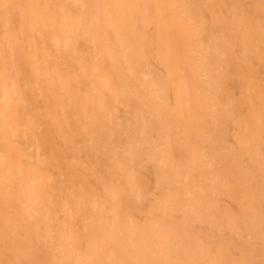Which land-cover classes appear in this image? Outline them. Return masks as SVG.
Segmentation results:
<instances>
[{
    "label": "rangeland",
    "instance_id": "1",
    "mask_svg": "<svg viewBox=\"0 0 264 264\" xmlns=\"http://www.w3.org/2000/svg\"><path fill=\"white\" fill-rule=\"evenodd\" d=\"M121 1L69 0L62 15L60 0H0V264H82V246L89 249L94 236L92 220L97 216L103 231L116 224L109 214L111 199L117 189L136 181L129 177L131 170L147 180V195L140 207L132 202L126 206L130 210H124L126 220L116 238L125 236L124 242L133 246L143 245L146 238L150 261L160 257L155 240L165 238L166 248H179L185 264H248L250 243L264 236L259 202L264 147L260 140L256 148L249 147L258 149L262 159L255 152L244 155L248 133L223 129L224 113L242 102L237 87L230 85L227 92L222 84V79L233 80L223 63L234 62L241 49L230 55L222 38L217 46L224 56L221 52L216 64L208 61L202 73L195 60L188 61L190 79L178 78L174 70L164 73L159 66L163 61L213 57L191 36L195 30L202 42L211 37V30L201 25L207 23L202 11L209 0H147L151 26L141 35L146 56L141 42L129 34L126 16H114ZM257 9V4L241 8L248 17ZM175 20L190 31L170 30ZM58 24L61 29L50 27ZM176 33L182 41L168 43ZM253 46L247 45L245 52L251 55ZM221 91L227 92L228 106L217 99ZM81 103L91 106L87 116L92 123L83 122ZM157 109L176 116L171 119L173 136L153 115ZM244 115L242 111L237 118ZM253 115L249 122L257 127L260 116ZM141 120L153 129L143 138L144 153L137 152L143 151L142 137L112 132L113 123L118 131L122 126L132 130ZM127 148L133 152L122 163L114 158L111 150ZM146 153L147 172H142L138 164ZM246 157L261 171L259 185L252 183ZM68 166L73 178H67L66 193L75 195L72 204L79 207L87 199L91 205L89 210L71 206L67 215L75 219L70 225L60 219L66 196L56 186L47 188L49 179L57 180L53 168ZM91 212L94 216L87 215ZM133 222L139 230H130ZM109 235L98 232L99 241ZM27 242L46 251L28 257L23 248ZM107 248L100 253L102 264H125L116 240ZM222 250V257L214 259ZM256 263L264 264V252Z\"/></svg>",
    "mask_w": 264,
    "mask_h": 264
},
{
    "label": "bare ground",
    "instance_id": "2",
    "mask_svg": "<svg viewBox=\"0 0 264 264\" xmlns=\"http://www.w3.org/2000/svg\"><path fill=\"white\" fill-rule=\"evenodd\" d=\"M66 3H69V0H60L59 11L62 15L65 14L64 6ZM256 4L258 5V9L256 10L257 12L250 10L249 11L250 17L245 15L244 11L241 10V8H247L248 6L253 7ZM116 6H115L116 8H114L115 11L114 16L115 15L116 17L126 16L128 28H129V34L132 36V39L141 42L142 45L139 48H141L142 53L146 56L147 43L141 37V35L148 34L149 32L147 31V28L150 29L151 26V23L149 22L147 16V0H123L120 2V4L117 2ZM202 13L206 14L207 23L201 25L206 29H210L212 35L211 37H209V39L203 42L196 37V36L201 37V34H199L198 31L196 33L195 30L191 31V36L195 40H197L198 43H203L201 44L202 49H206L207 51H209V53L213 55V57H202L201 55H195V57L182 56L181 59H179V57L177 58L176 64H168L163 61V63H160L159 66L161 67V70L164 73H167L168 69L170 71L174 70L178 78L187 76L190 79V68L188 66V61L195 60L196 70L200 73H202L203 70L206 68L208 61H211L216 64L217 59L221 56V52H222L219 51V48L217 46V44H219L218 42H221L220 39L222 38L226 39L224 42L228 44V48L226 50L230 55H232L233 51L241 49L240 51L242 52V54L234 55L235 57L234 62L232 61L233 58H231L228 62L226 61L223 63V65L226 64L225 67L228 71L233 72V80H230L228 82L227 80L222 79V84L225 85L227 92L230 88L229 87L230 85H232L233 87H237L241 96L240 101H242L241 105L235 104L233 105L232 110H228L226 111V113H224L225 122L223 125V129L227 130L230 128L231 130L235 129L236 131L238 130L246 131L249 135L250 142L248 143V148L244 155H248L250 153L255 152V154L258 156L257 160L262 159L263 154L260 151H257L258 149H254V148L257 147L258 140H260L262 146L264 147V0H234V1L209 0V6L204 8ZM77 18L80 19V17ZM79 22L81 21H77L76 24L77 23L79 24ZM176 23L177 20H175L174 22L171 21L169 27L170 30H175V28L181 27V30L190 31L189 29L184 28L185 26H179V24ZM123 25H124V29H127V25L126 24ZM50 27L53 29H61L60 24L56 26L53 25ZM151 36H154L155 39L158 38L156 37L158 36V34L156 33H151ZM172 38L175 39L169 41L168 43L179 44L182 41V36L180 33H176V36ZM156 42H160V41H156ZM253 43L254 46L250 50L251 52L250 55L248 54V52H245V49H247L246 48L247 45ZM116 58L119 62L123 63V60H121L119 56H116ZM203 61L205 62L203 63ZM230 63L235 65V68L233 70H229L227 68L231 66ZM214 67L216 69H219L217 65H215ZM54 71L55 70H51V72ZM61 71L66 75H69L70 77L71 74L70 73L68 74L66 69L63 68L61 69ZM72 76L74 75H71V77ZM251 81H254V83ZM17 90L20 91V87L19 85L16 84V91ZM251 91H253L255 95H251L250 93ZM227 92L221 91L217 95V99L222 101L223 104L226 106L229 105L228 103L229 99L226 96ZM253 96H254V100L252 99ZM3 103H5V101H3ZM69 105L74 106L73 103ZM83 106L85 107V110L82 111L83 122L92 123L93 120L89 116H87V113H91V112H87V109H90L91 106L90 105H83ZM139 109H141V107H139ZM73 110H75V108H73ZM157 111L158 113H155L153 115L157 117L159 121H161L163 125V130L173 136L175 132L171 130L173 128L171 119H173L176 116L174 114H168L160 109H157ZM242 111H244V114H246L244 115L245 119L242 117L237 118L242 114ZM253 114H257L258 116H260L258 120V123L260 125H258L257 127H254L255 124H250L249 122V117L255 116ZM102 116L103 115H100L98 118L100 119ZM237 121L239 122L237 123ZM138 123L139 124L133 127L132 130L131 129L129 130V128L126 126H122L121 131H118L117 129L118 127H116L113 123L112 132L113 135L120 133V135H123L125 137L126 136H135L138 138L142 137L141 139L143 142L140 144V146L143 151L139 150L137 152L144 153V150L145 152H147V140L144 141V139H147V134H151V133L153 134V129L147 127V120H141ZM143 128L144 130L142 131ZM251 144L254 147L252 149L249 148ZM111 151L114 152L113 153V155H115L114 158L116 159L118 158V160H120V162L122 163L125 160V156L129 154L128 151L131 150L127 148L121 150L120 152L117 151L116 149ZM140 161L141 162L138 164V166L142 167L140 171L147 172V153L143 155V159H141ZM245 167L246 169L252 171L254 174V181L252 183L259 185L261 183V177H262L260 173L261 172L260 169L256 167L255 164L252 163V161H250L247 157H246ZM53 170L57 172V180L55 181V179H49L48 181L50 184L47 185V188H53L54 186H56L58 191L63 192V194L66 196L67 202L65 201L66 204L63 206L65 208V212H62L60 219L66 225H70L75 219V217L67 215L69 214L71 206H75L77 210L80 208H84V210H89L91 208V205L87 199L82 200L83 199L82 198L81 199L82 201L80 202L81 203L80 206L77 207L75 204H72L73 200L75 199V195L73 193L72 195L70 193L68 194L66 193L67 178H69V180H72L73 178L71 172V166L63 167V168L55 167L53 168ZM132 171L133 170L129 172V177L135 178L136 181L133 182L131 185H127V186L124 185L122 187L123 189H117L116 195L111 199V201H113L114 208L112 210L110 209L109 214L113 218H115L116 224L112 223V225L108 227V230L103 231L101 224L98 220V217L96 216L95 219L92 220V230L94 232V236L91 239L92 242L89 243V249H87L85 245L82 246L84 251H86V253H82V259H81L82 264H102L101 255H103V253L105 254V251L108 250L107 248L108 245L111 244L114 240H116L119 245L120 248L119 256L125 259V264H185V262L181 260V256H180L181 251H179V248H174V247H170L169 249L166 248L167 241L165 238L155 240L154 242V243H158L160 250L159 260L157 259L154 261H150L148 259L150 255H149V250L147 248L148 245L146 238L143 237V245L141 246L128 245L127 242H124L125 236L116 238L122 234L119 231L118 226L119 227L122 226V222L126 220L124 210H128V211L130 210L126 206L132 202L133 205L132 207H135L137 205L140 207L141 203L145 202L146 199L145 196L147 195V180L142 179L138 173L135 174V171L134 172ZM117 181L122 182L124 184V180L122 178H119L118 173H117ZM72 182L77 184L76 180ZM260 197L261 199L259 200V202L262 203V206L264 208V192L261 193ZM55 202H56L55 203L56 206L62 207L61 205H59L57 200ZM0 203L2 204V200L0 201ZM87 215L94 216V213L91 212V214H87ZM0 220L2 221L3 219L0 218ZM131 224L132 225H130V230L131 229L139 230V227L136 222H133ZM98 232L99 234L110 232L111 235L106 237L105 240L99 241ZM78 241L79 238L74 237V242H78ZM23 248L26 250L28 257L34 255V253H37L38 251H42V252L46 251L45 246H41L35 242L24 243ZM247 251H248L247 252L248 264H257L256 259L260 256L262 252H264V236H261L260 239L251 242L250 247ZM223 253L224 250H222V252L215 253L216 256L214 257V259L216 260L220 259ZM198 263L206 264V262H202L200 260L198 261ZM188 264H193V263L188 262Z\"/></svg>",
    "mask_w": 264,
    "mask_h": 264
}]
</instances>
